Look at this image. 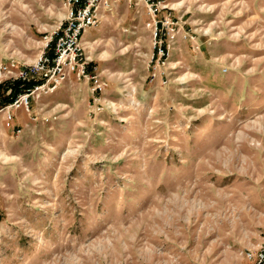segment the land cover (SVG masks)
Masks as SVG:
<instances>
[{"label": "rangeland", "instance_id": "rangeland-1", "mask_svg": "<svg viewBox=\"0 0 264 264\" xmlns=\"http://www.w3.org/2000/svg\"><path fill=\"white\" fill-rule=\"evenodd\" d=\"M163 1L181 19L164 63L145 3L123 0L82 41L103 91L72 74L11 126L0 108V264H252L264 0ZM67 12V0H0V67L35 64Z\"/></svg>", "mask_w": 264, "mask_h": 264}, {"label": "built area", "instance_id": "built-area-1", "mask_svg": "<svg viewBox=\"0 0 264 264\" xmlns=\"http://www.w3.org/2000/svg\"><path fill=\"white\" fill-rule=\"evenodd\" d=\"M121 1L123 0H67V17L47 41L43 54L35 64L24 68H18L14 63L10 66L1 65L0 72L15 74L12 82L20 81L22 88V92L4 107L9 126L15 119V110L23 108L29 112L31 98L36 94L39 96L41 93L55 92L72 74L78 79L91 80L94 92L104 90L106 85L98 75H90L82 41L90 30L98 26L101 13L111 11ZM128 1L131 5L133 1H137L135 6L145 3L151 18L149 26L153 30L155 54L158 61L164 63L170 56L172 43L180 33L181 19L173 15V10L164 5L163 0ZM163 10H166L165 14L159 17ZM47 49L52 50V54H48ZM31 83L33 89L26 88ZM244 254L252 264H264V238L254 249H249Z\"/></svg>", "mask_w": 264, "mask_h": 264}, {"label": "trees", "instance_id": "trees-1", "mask_svg": "<svg viewBox=\"0 0 264 264\" xmlns=\"http://www.w3.org/2000/svg\"><path fill=\"white\" fill-rule=\"evenodd\" d=\"M31 85H33V83L27 85L26 88L29 89ZM21 92L22 88L20 81L0 85V108L11 103Z\"/></svg>", "mask_w": 264, "mask_h": 264}, {"label": "bare ground", "instance_id": "bare-ground-1", "mask_svg": "<svg viewBox=\"0 0 264 264\" xmlns=\"http://www.w3.org/2000/svg\"><path fill=\"white\" fill-rule=\"evenodd\" d=\"M102 32H103V30L101 29L100 33H102ZM84 39H85V37H84ZM82 46L84 47L85 50H87L89 48V43L88 42H83Z\"/></svg>", "mask_w": 264, "mask_h": 264}]
</instances>
